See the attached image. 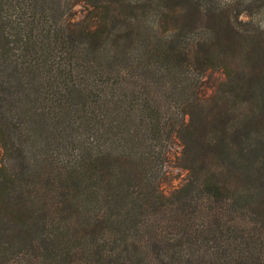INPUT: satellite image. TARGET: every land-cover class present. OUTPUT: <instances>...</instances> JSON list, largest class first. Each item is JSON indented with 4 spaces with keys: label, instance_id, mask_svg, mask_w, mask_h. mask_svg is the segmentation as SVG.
Instances as JSON below:
<instances>
[{
    "label": "trees",
    "instance_id": "trees-1",
    "mask_svg": "<svg viewBox=\"0 0 264 264\" xmlns=\"http://www.w3.org/2000/svg\"><path fill=\"white\" fill-rule=\"evenodd\" d=\"M0 264H264V0H0Z\"/></svg>",
    "mask_w": 264,
    "mask_h": 264
},
{
    "label": "rangeland",
    "instance_id": "rangeland-1",
    "mask_svg": "<svg viewBox=\"0 0 264 264\" xmlns=\"http://www.w3.org/2000/svg\"><path fill=\"white\" fill-rule=\"evenodd\" d=\"M80 8V6H77L76 9ZM79 10V9H78ZM254 17L255 20L258 22H262L263 17L261 16L259 11H254ZM207 86L210 88V91L216 86V83L222 78V74L220 72H211L210 74L207 75ZM209 91V92H210ZM179 147L177 144L172 145V153H176L179 151ZM174 159L171 161L169 165H167L165 171L166 175L161 181V188L168 192L170 191L173 187L179 185L182 182V179L185 176V171L183 169H180L176 166H173Z\"/></svg>",
    "mask_w": 264,
    "mask_h": 264
}]
</instances>
